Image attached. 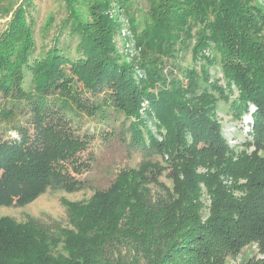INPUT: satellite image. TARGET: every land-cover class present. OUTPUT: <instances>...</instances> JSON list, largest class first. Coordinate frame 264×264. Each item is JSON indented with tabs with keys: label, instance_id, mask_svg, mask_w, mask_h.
Masks as SVG:
<instances>
[{
	"label": "trees",
	"instance_id": "trees-1",
	"mask_svg": "<svg viewBox=\"0 0 264 264\" xmlns=\"http://www.w3.org/2000/svg\"><path fill=\"white\" fill-rule=\"evenodd\" d=\"M65 1L71 11L73 1ZM117 2L142 47L141 76L116 62L109 42L117 25L98 5L85 23L68 12L61 34L41 56L29 13L33 3L24 0L14 11L0 36V131L9 134L0 136V206H26L49 189H82L76 176L88 169L81 154L93 137L77 133L81 113L123 114L134 145L165 157L166 167L146 162L122 171L87 203H66L71 228L0 218V264H154L169 259L171 249L183 264H223L254 244L264 256L263 5ZM64 34L80 38L75 50L63 43ZM188 56L194 67H183ZM217 70L224 86L209 82ZM85 92L103 98L84 100ZM220 102L248 129L253 152L237 153L235 148L251 144L233 148L223 137ZM167 169L172 188L159 182ZM129 200L137 201L144 223L125 219ZM142 225L153 255L136 234Z\"/></svg>",
	"mask_w": 264,
	"mask_h": 264
},
{
	"label": "rangeland",
	"instance_id": "rangeland-1",
	"mask_svg": "<svg viewBox=\"0 0 264 264\" xmlns=\"http://www.w3.org/2000/svg\"><path fill=\"white\" fill-rule=\"evenodd\" d=\"M23 1L0 0V36L6 30L14 11ZM72 1L70 4L72 8L71 12L70 8L66 6L68 3L65 0H31L33 6L30 7L29 13L35 18L34 42L36 45V55L41 56L44 54L52 46L53 39L61 34L60 31L62 30L63 22L68 12H71L80 23H85L94 11L93 6L98 5L117 25V32L114 34L115 37L113 39L111 38L109 42L112 49H114L113 55L115 56L116 62L121 66L129 68L135 75L141 76L143 73L140 65L144 59L142 56V47L137 45L136 37L132 28H130L129 20L126 14L123 13L121 7L118 6L117 0ZM76 2L79 5L75 4ZM256 2H259L264 7V0H256ZM140 6L144 8L145 2L141 1ZM62 39L63 43H71V45H74V50L80 40L78 37L71 40L67 34L62 35ZM72 52L74 55V51ZM182 65L183 67H194L195 64L192 57L188 56L182 62ZM213 75L215 79H210L209 82L213 83V81L218 80L220 86L225 85L219 70ZM27 79L29 80V77ZM26 88H29V82L26 84ZM78 88L81 89V84L78 85ZM82 98L84 100L95 99L100 101L103 95L94 97L91 93L85 92ZM4 102L5 99L0 97V105ZM144 109L145 107L140 109V115L144 114ZM229 109L227 103L220 102L218 118L222 126L223 137L227 140V143L232 145L231 147L245 141L251 144L249 147H233L237 153L243 151L247 153L253 152L255 150V141L246 137L245 133L248 132L246 126L241 123V120L236 119L232 113H229ZM151 117L153 116L151 115ZM24 119V116H20L19 121L24 122ZM76 119L77 122L74 125L79 128V132L77 133L79 135L87 133L93 137L88 150L81 154L82 159L89 165L88 169L83 171L81 175L76 176V178L83 182L82 189L72 194L60 189H49L37 200L26 206H0V218L8 217L17 223H26L33 220L40 224H51L54 229L57 227L71 228L66 203H87L95 192L110 188L122 171L139 169L146 162L166 167L165 162L167 159L165 157L163 158L156 151L142 150L134 145L131 140V131L128 129L129 122L123 114L111 110L106 114V117H101V114L95 117H89L81 113V116ZM146 123L151 126L152 121H147ZM12 133L14 134L15 132L12 131ZM0 136H2V139H9V134L5 135L3 131H0ZM14 136L17 137V135ZM169 171V169L165 171L159 178V182L168 188H172V180L168 177ZM138 187L141 190L143 189L140 185ZM149 188H151L153 194L158 189L153 184ZM128 202L130 208L127 210L125 219H136V221L139 220L144 223V215L136 211L137 201L129 200ZM203 203L204 217L208 218L209 201L207 197H203ZM140 227L136 234L145 239L147 252L153 255L154 252L146 228H144V225ZM118 230L120 231L122 228L118 227ZM134 232L128 234L130 239L135 237ZM256 248L257 245L255 244L248 246L238 256L226 257L223 264H244L253 257L261 260L264 259V256L260 255ZM174 254L171 249L170 254H168L169 259H160L157 262L154 261V264H183V259L181 261V258L177 257V254L173 256V259L171 258Z\"/></svg>",
	"mask_w": 264,
	"mask_h": 264
},
{
	"label": "built area",
	"instance_id": "built-area-1",
	"mask_svg": "<svg viewBox=\"0 0 264 264\" xmlns=\"http://www.w3.org/2000/svg\"><path fill=\"white\" fill-rule=\"evenodd\" d=\"M247 131H248V129H247Z\"/></svg>",
	"mask_w": 264,
	"mask_h": 264
}]
</instances>
